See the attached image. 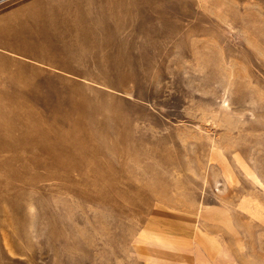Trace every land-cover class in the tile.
I'll use <instances>...</instances> for the list:
<instances>
[{
    "label": "rangeland",
    "instance_id": "obj_1",
    "mask_svg": "<svg viewBox=\"0 0 264 264\" xmlns=\"http://www.w3.org/2000/svg\"><path fill=\"white\" fill-rule=\"evenodd\" d=\"M0 264H264V0H0Z\"/></svg>",
    "mask_w": 264,
    "mask_h": 264
},
{
    "label": "crops",
    "instance_id": "obj_2",
    "mask_svg": "<svg viewBox=\"0 0 264 264\" xmlns=\"http://www.w3.org/2000/svg\"><path fill=\"white\" fill-rule=\"evenodd\" d=\"M210 220V219H209Z\"/></svg>",
    "mask_w": 264,
    "mask_h": 264
}]
</instances>
